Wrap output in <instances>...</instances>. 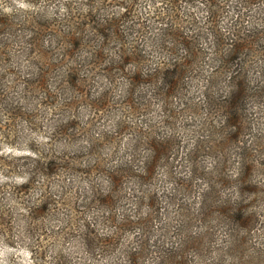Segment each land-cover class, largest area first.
Instances as JSON below:
<instances>
[{"label":"clouds","instance_id":"1","mask_svg":"<svg viewBox=\"0 0 264 264\" xmlns=\"http://www.w3.org/2000/svg\"><path fill=\"white\" fill-rule=\"evenodd\" d=\"M123 3L127 7H108L103 0H0V11L8 16L17 14L24 21H30L35 29L49 26L61 29L70 26L74 17L87 16L97 34H106L110 38L109 45L113 38L116 43L115 48L109 47L106 60L99 57L102 49L96 53L80 52L75 47L66 50L80 53L79 56L74 55L76 65H70L69 83L71 76L82 79L83 66L92 93L89 100L83 102L85 107L76 111L81 101L75 93L71 94L72 103L68 104L69 96L65 94L37 99L25 91L24 80L31 67L26 40L34 33L21 29L15 35L0 34V129L5 124L9 125L7 132L0 131V157L14 163L22 161L12 170L0 167V264H118V258L124 264H131L130 252L125 254L124 249L113 251L100 244L101 237L114 233L93 220L92 214L85 216V220L96 224L95 233L82 223H71L69 209L57 205L76 198V190L79 189V199L86 212L91 200L109 199L122 176L138 171L143 173L141 183H150L149 172L156 163V152L142 137L151 136L155 142L177 138L187 141L191 138L183 130V122L176 125L173 121L174 126H166L162 111L163 102L179 73L173 68L166 74L165 68L161 67L166 57L161 53L164 47L175 42L176 34L170 35L165 25H157L155 20L150 19L156 14V7L151 3L143 11L137 6L136 12L131 11L132 0H123ZM159 3L160 0H157V6ZM226 7L228 11L219 25L226 35L238 29L244 33L264 30V0H229ZM187 10L196 12L200 28L207 31L208 9L199 6L195 10ZM128 16H131L130 20ZM140 19L149 21L146 32L138 30L137 21ZM91 30L82 29L85 32ZM121 46L125 52H131L134 61H142L145 52L151 59L140 66L128 65L126 73H119V69L126 64ZM232 54H239L235 47ZM6 56L11 57L7 65L4 64ZM101 62L108 65V71L99 75L88 67ZM113 70H117L118 74L114 76ZM251 71L255 73L251 81L259 85L256 93L252 94L258 95L260 88H264V75H261L264 73V61H258ZM205 75H211V69H206ZM149 83L152 88H146L142 94L138 90L139 85ZM160 88L163 90L157 92ZM249 95V79L243 77L224 93L223 101L219 94L211 93L210 103L219 102L229 113L226 121L235 120V123L215 125L217 129H226L222 139L233 141L240 137L245 106L252 123L246 146L243 150L237 148L231 154L233 171L228 181L231 185L229 192L221 203L210 204L206 211L207 215L217 214V219L222 218L231 225L224 234L225 243L213 249L216 264H264V165L259 163L264 160V100L251 101L247 99ZM195 101L203 102L199 92ZM42 102H56L62 107L44 109L40 107ZM125 102L151 104L149 123H137V129H144L143 134L127 135L115 158L112 152L105 150L101 154L104 160L102 169L87 180L71 174L49 179L55 170L74 163H83L85 171L90 169L97 163L89 157L92 152L99 153L100 146L96 141L101 134L106 133L109 138L118 136L119 130L127 123L125 113L120 110L108 113L104 118L107 123H96L89 119L94 116L89 105ZM16 115L22 119L13 123ZM193 121L195 127L192 123L188 124L191 132L208 142L213 126L203 117H193ZM93 124L95 127H91ZM33 128L36 130L33 131ZM77 128L81 129L80 135L75 131ZM157 133L160 135L157 136ZM6 135L15 139L6 140ZM66 155L71 160L65 159ZM161 175L164 182L153 191L173 195V184L166 181L164 173ZM183 178L188 179L189 176L184 174ZM109 183L111 188H108ZM191 231L194 236L201 234L200 226ZM133 248L139 264L147 248L139 244L133 245ZM162 251L165 255L160 259L164 260V264H185V261H176V256L191 260L190 248H175L169 243L168 248ZM207 259L202 257L200 264H207Z\"/></svg>","mask_w":264,"mask_h":264},{"label":"trees","instance_id":"2","mask_svg":"<svg viewBox=\"0 0 264 264\" xmlns=\"http://www.w3.org/2000/svg\"><path fill=\"white\" fill-rule=\"evenodd\" d=\"M228 2L229 0H160L159 6H157V0H143V4L142 0H132V12H136L137 6H140V10L143 11L151 3L156 7V14L150 19L155 20L157 25H165V30L170 35L176 34L175 42L164 47L161 53L166 57L161 65L165 68L166 74L167 70L173 68L179 73L176 81L173 82V88L168 92L167 99L163 102L162 111L166 126H174L173 121L176 122V125L183 122V130L191 138L187 141L177 138L155 142L151 136L142 137L156 152V163L149 172L150 183H141L143 173L139 171L122 176L117 188L111 192L110 198L104 200L108 204L112 203L113 206L118 204L119 201L113 199L116 191L121 188L123 183L125 185L127 181H130L135 185V190L132 188L129 196L135 206L133 208L124 207L121 211L116 209L114 212L115 220H125L127 216H132L134 209L135 217L152 220L146 221L149 225H144L142 220H137L138 225H103L114 234L109 237H101L100 244L102 246L107 245L113 251L124 249L125 254L130 252L132 255L131 264H137L135 249L133 248V245L136 244L147 248V251L143 253L144 258L139 261V264H164V260L160 257L165 255L162 249L168 248L169 243L175 248L191 249L190 261L183 256L174 257L176 261H185V264H200L202 257L206 256L208 258L207 264H216L213 258V249L218 248L223 243H218L214 237L217 226L203 225L208 221L204 217L209 216L206 214L209 205L221 203L224 196L229 192L231 185L228 181L230 173L233 171L230 166L232 164L231 154L237 148L243 150L246 146L247 134L252 131V123L249 121L248 109L245 106L243 131L240 137L233 141L222 139L226 129H217L215 125L226 122L235 123V120L226 121L229 113L225 111L224 107L219 102L210 103L211 93L219 94L220 100L223 101L225 99L224 93L230 91L231 86L243 77L249 79L250 95L247 99L251 101L264 100V88H260L258 95L252 94L256 93L259 85L254 84L250 79L255 75L251 69L258 61H264V30L244 33L238 29L228 35L222 32L219 25L228 11L226 7ZM103 4L108 7H127L123 0H111V3L109 0H103ZM199 6H203L209 11L207 31L200 28L199 21L196 19V12L187 10L189 8L195 10ZM161 9H163L162 12ZM128 19L130 20L131 16H128ZM137 23L139 24L138 30L146 32L149 21L140 19ZM233 27L236 26L233 25ZM89 28L92 29L91 32L82 31V29ZM21 29L34 33L29 37L30 39L27 40L26 44L30 49L35 45V50L32 52L39 58L38 62L31 61L34 69L28 71L29 76H36L35 79L32 81L25 79V85L28 88H37L44 99L58 93L68 95V104L72 103L70 96L75 93L81 101L79 105L83 106V102L88 101L92 94L88 87L89 81L84 75L83 66H81L82 79L77 80L75 76H71V84L69 83L70 65L73 67L76 65L74 55L79 56L80 53L73 54L66 50L75 47L80 49V52L96 53L102 49L103 51L99 52V57L106 60L109 47H116L114 38L109 45L110 38L103 33L97 34L87 16L74 17L73 23L65 28L57 29L54 26H49L35 29L30 21H24L17 14L13 13L8 16L0 11V34L6 32L15 35ZM54 39L61 42L63 53H54L55 51L50 49V46L54 44ZM234 47L238 50V55L232 54ZM55 48L56 51L59 49V47ZM120 51L124 53L122 58L126 60V64L119 69V73H126L128 65L140 66L147 64L151 59L150 55L145 52L142 61H134L131 52H125L123 46H121ZM8 57L6 56L4 61ZM230 57L231 61H229ZM54 58L57 60L56 62L53 61ZM88 67L97 75L108 71V65L102 62L90 64ZM206 69H211V75H205ZM159 70L158 68L157 71ZM14 71L15 69H13ZM117 74V70H113V75ZM136 79L139 80V76ZM146 88L151 89L152 84H141L138 90L144 94ZM162 90V88L157 89V92ZM197 92L200 94L202 103L195 101ZM177 101L180 103L177 104ZM49 105L51 109L62 107L56 102ZM90 107L93 112L106 114L113 107L115 109L112 111H123L127 123L122 130H119L118 134L129 130L131 134L142 135L144 129H137V123L148 124V117L152 115L151 104L145 103L139 105L131 102L115 105L104 103L90 105ZM193 117L196 119L203 117L213 126V130L209 133L208 142L202 141L198 135L191 132L188 124L192 123L195 127ZM89 119L96 120L97 118L91 116ZM129 120H135L134 124L132 125L133 122ZM91 127H95V124ZM156 135L159 136L160 133ZM113 137L117 136L109 138L106 133H102L98 141L107 143ZM104 143H97L100 146L99 153L92 157V160H96L97 163L88 169L87 173L101 170L100 165L104 163L101 156L102 148L105 147ZM53 155L55 156V154ZM205 156H209V159L204 160ZM65 159L71 160V157L66 155ZM21 162L18 160L12 168L19 166ZM259 163L264 165V160L259 161ZM63 170L73 171V164L55 170L49 179L62 174L60 171ZM249 172H251V166H249ZM162 173H164L166 181L173 184L175 188L173 195L168 193L161 195L159 192L153 191L154 188L159 187L164 182ZM184 174H187L189 178L184 179ZM108 179L111 178L108 177ZM108 188H111L110 183ZM145 199L148 200L145 201ZM216 216L213 214L211 220H215ZM197 226H200L201 234L194 236L191 229ZM85 227L91 228L94 233L96 232V225L86 223ZM229 227L231 225L228 224L221 227V230L227 231ZM97 251H100L99 247ZM118 264H124V261L118 258Z\"/></svg>","mask_w":264,"mask_h":264},{"label":"rangeland","instance_id":"3","mask_svg":"<svg viewBox=\"0 0 264 264\" xmlns=\"http://www.w3.org/2000/svg\"><path fill=\"white\" fill-rule=\"evenodd\" d=\"M28 39H30V38L28 37L27 40ZM27 40H26V43H27ZM61 46H62L61 42H59L57 39H54V44L52 46H50V49H53L55 51L54 53H63ZM55 47H59V49L56 51ZM29 49H30V47H27V57L29 58V63L31 65V67L28 69V71H31V69L32 70L34 69V65L31 61L38 62L39 58H37L34 55V53L32 52L33 50H35V45L32 46V49H30V50ZM57 55H61V54H57ZM57 55H55V57H57ZM10 59H11V57L9 56L7 58V60L4 61V64L5 65L9 64L11 62ZM53 61L56 62L57 60L54 58ZM12 71H13V69H12ZM35 77H36L35 75H33V77H32V75L31 76L27 75L25 77V79H27L28 81H32V79H35ZM24 84H25V80H24ZM25 91L30 92L37 99L43 98L39 94V90L35 87L34 88H31V87L28 88V86L25 85ZM49 106H50L49 103L40 104V107L44 108V109H51V108H49ZM82 107H85V104L83 106L79 105L76 108V111H79V108H82ZM52 109H54V108H52ZM114 109H115V107H113L110 112H112V110H114ZM106 115L107 114L104 112H95L94 111V116H92V117H94L95 119L97 118L95 120L96 123L98 121L100 123V122H106L104 119ZM18 119H22V117H20L19 115H16L15 118L12 120V122L15 123V120H18ZM129 121L133 122L132 123V125H133L135 120H129ZM8 128H9V125L5 124L4 128L0 129V131L7 132ZM35 130L36 129L33 128V131H35ZM68 131H72V130H68ZM75 131H76L77 135L81 134V129L77 128ZM86 131L87 130H85V134H86ZM130 134L131 133H129V130H127L125 133L124 132L119 133L117 137H113L112 139H110V142L104 143L103 141H101V143H100V141H97V143L98 144L104 143L103 145H105V147L102 148V153L105 150H108V151L112 152V155L115 158L119 153L120 146L123 143V139L127 135H130ZM5 139L11 140V139H15V137L6 135ZM96 153L97 152H93L89 158L92 159V157H94L96 155ZM81 159H83V158L81 157ZM203 159L207 160V159H209V156H205ZM17 162L18 161H16L15 163H17ZM112 162L114 163V161H112ZM15 163L13 161H10V160H7L3 157H0V167H6L9 170H12L13 169L12 167L14 166ZM103 164L104 163H102L100 165L101 169H102ZM73 167H74L73 171L63 170L60 172H62V174H71L74 176H83L85 178V180L93 177L94 175H96L99 172V170H98V171H93L91 173H87L85 171L86 166L83 163H74ZM60 175H58L52 179H56V178L60 177ZM101 179H104V177H101ZM123 185H124V183L122 184L121 188L116 191V193L113 197V199H115V200L117 199L119 201L118 204H116L114 206L112 205V203L108 204V203L104 202V200H91L90 206L88 207L87 211L85 212L83 202L79 199V189H77L76 190V198L69 200V201H65L62 204H58L57 207L69 209V213L71 216V221H70L71 223H82V224L86 225V223H90V222L85 220V216L92 214L93 220H95L97 223L103 224V225H138L137 220H142L144 225H149L148 223H146V221H152V220L135 217L134 216L135 215V209L132 213V216H127L125 218V220L124 219L115 220L114 212L116 209H118L117 211H121L124 207L133 208L135 206L133 204L132 198L129 197L130 193L132 192V188H133V190H135V185L133 183H131L130 181H127V183H125L124 189H123ZM105 189H107V188H105ZM64 195L67 196V192H65ZM147 200L148 199H145V201H147ZM215 215H217V214H215ZM212 216H213V214L209 215L208 217H204V219H206L208 221L206 223H204L203 225L217 226L218 228L215 231L214 237L218 243H225L224 234L226 231L221 230V227L227 226L228 224L222 218L221 219L215 218V220H211ZM198 224L200 225V222ZM90 225H96V224L90 223Z\"/></svg>","mask_w":264,"mask_h":264}]
</instances>
